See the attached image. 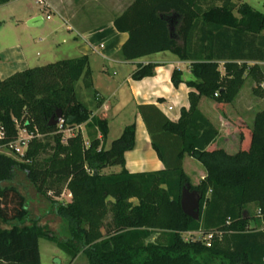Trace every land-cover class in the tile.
Returning <instances> with one entry per match:
<instances>
[{
	"label": "trees",
	"instance_id": "1",
	"mask_svg": "<svg viewBox=\"0 0 264 264\" xmlns=\"http://www.w3.org/2000/svg\"><path fill=\"white\" fill-rule=\"evenodd\" d=\"M220 1L133 0L112 20L117 32L127 34L117 52L121 60L169 52L189 62V104L176 121L154 105L137 107L160 170L125 169V153L135 146L134 122L105 147L109 119L92 114L104 100L94 91L87 104L75 91L79 80L85 89L92 86L86 55L0 79V144L14 140L19 129L34 135L22 156L0 153V264H40L39 239L53 242L70 261L83 252L89 264H264V109L254 114L251 126L238 122L240 147L229 154L216 148L218 130L199 108L202 97L218 108L232 103L247 77L255 82L252 92L261 95L257 63L264 62V4L257 11L243 0ZM157 66L137 64L131 78L151 77ZM170 79L177 87L182 71L174 68ZM57 109L61 124L50 126ZM64 131H69L65 143ZM48 147L51 155L40 161ZM185 158L204 171L196 184L184 170ZM111 167L120 171L102 173ZM16 170L45 197L48 192L59 197L65 186L71 200L50 201L67 236L52 235L30 218L26 197L12 184ZM185 187L200 195L196 220L180 208ZM249 205L255 206L261 229L250 227ZM191 232L211 234L210 244L185 239Z\"/></svg>",
	"mask_w": 264,
	"mask_h": 264
},
{
	"label": "crops",
	"instance_id": "2",
	"mask_svg": "<svg viewBox=\"0 0 264 264\" xmlns=\"http://www.w3.org/2000/svg\"><path fill=\"white\" fill-rule=\"evenodd\" d=\"M13 1L14 0H10L7 3ZM45 1L48 4L45 8L57 13L63 23L67 24V28L74 31L76 37H79L82 40V43L76 47L78 56L86 55L90 65L92 55L96 54L99 55L103 61L109 62V64L114 67V70L117 69L114 72L116 88L108 97H105L104 94L96 90L98 96L101 97L104 102L100 108L94 110L92 113L94 115L104 113L109 119L105 147H107L108 144L110 145L113 141H108V135L112 123L116 124L117 133L118 135H121L124 127L134 122L136 125L135 146L133 150L125 153V169L131 173L157 171L162 169L163 164L151 147L149 134L138 113L137 107L139 105H154L166 118L176 121L179 118L181 109L187 108L189 104L188 92L190 89L185 84V81L193 79L189 70V62L180 61L174 55L173 59L152 58V56H159V54L169 52L153 54L135 61H123L118 57L117 52L121 45L126 41L127 34L117 32L113 27L112 20L115 16L121 14L133 0H129L127 5L123 6L121 9L118 7H111L108 9L109 11L105 10L107 7H103L102 0ZM117 5L118 4H115V6ZM248 5L254 9L251 4ZM108 12L113 13L110 14ZM102 14H104V16L107 14L108 16L103 17ZM48 19H50V17ZM26 20L29 21L31 25L35 26H40L44 22V19L37 16L31 9ZM20 57H22L20 53H18V55L16 54L14 57L0 56V79L7 78L16 72L27 69L26 63L23 59H21V62H18ZM147 63L158 65L154 70V75L143 78L142 80H133L131 75L136 69V65ZM179 63H184L186 68L182 70L183 82L177 87H174L170 79L171 73L174 68H178ZM248 63L254 64L255 62ZM257 64L261 67V71L263 72V81L260 83V87L263 86L262 88H264V62H258ZM20 65H22L21 67L23 68H19ZM248 78L252 82V89L255 82L250 77ZM241 91L238 95H240ZM238 95L236 98L239 97ZM204 98L205 97H202L200 99L199 108L218 130V136L215 140L216 148H221L225 151V142H228V139L224 137L222 140L223 142H220L221 144L218 143L221 128H218L216 123H218L224 130L228 132L231 130L233 132H231V138L234 137V142L231 144H233L234 148L238 147V142L240 140L238 122L243 121L248 126H251L254 114L261 109H254L250 105L244 104L242 101H237V99H235V101L231 103V106L235 107L234 109L236 110V113L235 111L230 114L225 113V115L221 113L217 115L216 122H213V120L201 109L202 100ZM257 98L258 101H263L264 93ZM253 102L254 101H252V103ZM88 103H90V101H88ZM85 138H87V134ZM141 146L143 149H140ZM238 148L236 152L239 150ZM190 160L191 159L189 158L187 160L184 159V163ZM198 168L200 169L194 173V178H198L196 183H198V180L202 179L205 175L200 165H198Z\"/></svg>",
	"mask_w": 264,
	"mask_h": 264
},
{
	"label": "rangeland",
	"instance_id": "3",
	"mask_svg": "<svg viewBox=\"0 0 264 264\" xmlns=\"http://www.w3.org/2000/svg\"><path fill=\"white\" fill-rule=\"evenodd\" d=\"M128 2L129 0H102V5L104 8L107 7V9H105L106 11H109L108 9L111 7H118L121 9L123 6H126ZM243 2L251 4L254 7V10H263L264 0H243ZM213 3L220 5L221 1L214 0ZM115 4L118 5L115 6ZM30 9L33 10L37 16L44 19L42 25H31V23L26 20ZM108 13L111 14L113 12ZM235 15H237L236 11ZM46 16H49L50 19H46ZM102 16L107 17L108 15L106 14L104 16V14H102ZM80 43H82V40L79 37H76L74 31L67 28V24L63 23L57 13L47 8H42L39 4L35 3L34 0H14L11 3L0 5L1 57H14L16 54L18 55V53H20L22 57L19 58L18 62H21V59H23L27 68L38 67L58 60L71 59L78 56L76 47ZM152 58L173 59L174 56L169 53H163L159 54V56H152ZM21 66L22 65H20L19 68H23ZM89 66L91 71V88L85 89L82 80H79L75 85L77 98L80 101H85L87 104L88 101H91L92 93L96 90L104 94L105 97L110 96L111 92L116 88L114 72L117 70H114V67L111 66L109 62L103 61L102 58L96 54L92 55ZM185 66L184 63H179L178 69L182 71L186 68ZM219 69L221 73H223V67L220 66ZM251 83V80L247 77L242 88L239 90V92L242 90L240 95H238L239 92L237 94L239 97L236 98V96L235 99H237V101H242L244 104L250 105L254 109L262 110L264 109V100L258 101L257 97L259 96L252 92ZM262 87L263 86L260 87L261 94L264 93V88ZM235 99L233 101H235ZM202 101L201 109L213 120V122H216L217 115L221 113L224 115L225 113L230 114L233 111L236 113V110L234 109L235 107L231 106V103L221 105V108H218L214 100L204 98ZM252 101L254 102L252 103ZM216 125L218 128H221L218 143L223 142V138L226 137L228 142H225V152L235 153L237 148L240 147V140L238 142V147L235 146L236 148H234L233 144H231L234 142V137L231 138L232 131L230 130V132H228L224 130L218 123H216ZM79 130L81 131L84 140H86V127L83 125ZM90 131L94 132V130ZM68 135L69 131L63 132V143L66 142ZM118 136L120 135L117 133L116 124L112 123L108 135V141L111 142L118 138ZM47 142H49L50 147L54 145L51 138H48ZM50 147L40 154V161L47 159L51 155L52 149ZM140 149H143L142 146ZM187 159L188 158H185V160ZM190 161L184 163V170L191 177L192 183L195 184L198 178H194V173L200 168H198V163L195 165L194 162ZM119 171V167H111L103 169L102 173L109 174ZM12 184L26 197V205L30 213V218L37 219L38 224L52 235L60 238L68 235L66 225L62 222L60 217L55 214L50 201L53 200L58 204H65L71 200V195L68 193L64 185L62 186L59 197L55 198L52 192H48L45 197L36 191L34 186L28 181L25 173L20 170L14 172ZM246 210L249 215L253 217L249 222L250 227L261 229L262 224L258 222L256 218L257 211L255 206L249 205ZM109 220L110 216L106 218L105 222H108ZM101 232L104 234L105 230L101 228ZM157 236L158 233L156 232L151 236V239H154ZM189 237L196 238L198 237V234H196V232H191L184 236L185 239ZM38 246L40 264H89L83 252H80L77 258L70 262V258L67 254L59 249L53 242L39 239Z\"/></svg>",
	"mask_w": 264,
	"mask_h": 264
},
{
	"label": "built area",
	"instance_id": "4",
	"mask_svg": "<svg viewBox=\"0 0 264 264\" xmlns=\"http://www.w3.org/2000/svg\"><path fill=\"white\" fill-rule=\"evenodd\" d=\"M35 3L39 4L42 8L48 6L45 0H34ZM49 16H47V19ZM61 124V122L59 123ZM61 127V125H59ZM34 137L33 133L27 132L25 129H19L18 135L14 140L9 141L6 144H0V153H5L11 156H22L25 150L28 147L29 142ZM3 139V134L0 133V141ZM198 234L197 239H203L208 246L210 244L211 234L202 236L200 232H196Z\"/></svg>",
	"mask_w": 264,
	"mask_h": 264
},
{
	"label": "water",
	"instance_id": "5",
	"mask_svg": "<svg viewBox=\"0 0 264 264\" xmlns=\"http://www.w3.org/2000/svg\"><path fill=\"white\" fill-rule=\"evenodd\" d=\"M61 122V111L57 109L55 114L50 117L48 125H57ZM200 195L195 191H189L187 187L182 189L180 195V208L182 212L192 219L199 217Z\"/></svg>",
	"mask_w": 264,
	"mask_h": 264
}]
</instances>
